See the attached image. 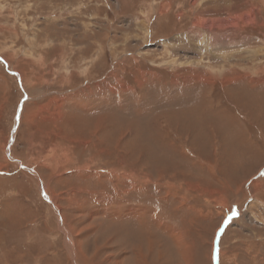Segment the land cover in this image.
Instances as JSON below:
<instances>
[{"label": "rangeland", "instance_id": "1", "mask_svg": "<svg viewBox=\"0 0 264 264\" xmlns=\"http://www.w3.org/2000/svg\"><path fill=\"white\" fill-rule=\"evenodd\" d=\"M0 264H264V0H0Z\"/></svg>", "mask_w": 264, "mask_h": 264}]
</instances>
